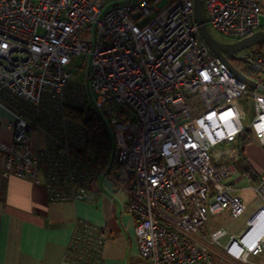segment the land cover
<instances>
[{
	"label": "built area",
	"instance_id": "1",
	"mask_svg": "<svg viewBox=\"0 0 264 264\" xmlns=\"http://www.w3.org/2000/svg\"><path fill=\"white\" fill-rule=\"evenodd\" d=\"M156 1L0 0V109L12 135L0 140V176H42L50 201L86 200L88 171L71 147L80 130L65 108L90 109L104 119L111 158L130 179L129 190L119 189L130 194L124 209L136 221L139 255L150 264H216L215 253L245 264L264 255V174L253 188L260 206L239 237L204 227L211 215L245 211L230 179L239 134L251 130L264 149V51L241 73L250 86L202 40L193 0L161 10ZM202 3L206 27L223 36L239 41L264 30V0ZM77 56L85 58L83 83L69 72ZM241 99L253 111L248 123ZM33 127L45 134V149H31ZM84 232L73 237L83 243L76 255L101 244L95 229Z\"/></svg>",
	"mask_w": 264,
	"mask_h": 264
},
{
	"label": "crops",
	"instance_id": "2",
	"mask_svg": "<svg viewBox=\"0 0 264 264\" xmlns=\"http://www.w3.org/2000/svg\"><path fill=\"white\" fill-rule=\"evenodd\" d=\"M8 117L0 109V140L5 143L12 140L4 126ZM29 135L33 151L45 149L47 139L41 130L33 127ZM236 157L238 163L240 153ZM244 157L240 163L243 172L237 171L230 179L237 196V178L241 179L239 184L245 179L256 186L264 174V149L254 138L245 146ZM83 164L88 171L86 200L50 201L42 176L36 181L0 176V264H150L138 253L136 221L124 209L129 192ZM239 197L246 207L247 221L256 214L261 201L259 196L256 201L248 195ZM81 223L95 229L101 240L96 257L89 261L72 258L73 237ZM245 264H264V255L249 257Z\"/></svg>",
	"mask_w": 264,
	"mask_h": 264
},
{
	"label": "trees",
	"instance_id": "3",
	"mask_svg": "<svg viewBox=\"0 0 264 264\" xmlns=\"http://www.w3.org/2000/svg\"><path fill=\"white\" fill-rule=\"evenodd\" d=\"M201 9L203 13L202 5ZM254 47H256L254 53H261L264 51V41L254 45ZM65 113L71 123L78 124L80 130L79 134H74L77 142L71 146L72 150L92 169L94 168L96 171L105 174L115 185L129 190L131 186L130 179L123 180L121 177L122 174H126V169L111 158L112 140L104 119L90 109L66 107ZM253 138V133L249 129L237 136L235 146L241 157L240 161L236 162L237 171L243 172L240 163L245 160L244 148ZM86 226L87 224H79L77 233L80 237H83ZM82 245V240L75 243L76 247ZM73 250L74 255H72V258L77 261H89L97 255L95 248L81 254L77 253V255L74 248Z\"/></svg>",
	"mask_w": 264,
	"mask_h": 264
},
{
	"label": "rangeland",
	"instance_id": "4",
	"mask_svg": "<svg viewBox=\"0 0 264 264\" xmlns=\"http://www.w3.org/2000/svg\"><path fill=\"white\" fill-rule=\"evenodd\" d=\"M170 0H158L154 3V7L158 10H161L164 8ZM202 8H203V13L205 16V19L207 18V14L204 8V5L202 3ZM140 12L139 10H136L132 12V17H137L139 16ZM146 22L145 18L140 17L139 20L137 21L138 25H143ZM261 23L264 25V17L261 18ZM207 29L209 33L212 35L213 38L217 39L220 42H225V43H230L232 41H235L234 38L231 37H226L221 35L220 33L216 32L213 30L209 25H207ZM86 63H85V58L84 56H77L73 59L72 63L69 65V72L72 75L74 81L73 82H85V74H86ZM232 67L236 69L238 72L243 73V74H249L250 72V66L247 65L244 62H239V61H233ZM88 101L90 102V98L88 97ZM240 105L244 109V114L246 116V121L245 123H248L252 117H253V111L249 110L247 108V102L244 101V99L240 100ZM39 132L37 130H32ZM33 133V132H31ZM40 133V132H39ZM220 147H214L212 151H218ZM239 177V176H236ZM240 178H237L236 183V189H237V194L239 196H246L248 195L250 199L256 201L258 199V196L256 193L253 191V188L255 185L252 184V182L248 180H243L242 184H239L241 181ZM253 186V188H252ZM246 215L247 212H245L242 216L234 219L230 216L228 211H224L221 213H217L215 215L209 216L207 225L204 227L205 234H210L211 232L217 230V229H225L227 232L230 234L236 235L239 237L241 233L244 230L245 227V221H246ZM226 240H223L222 242L224 243ZM212 259L215 261L216 264H227L226 262L223 261L222 257L213 253L211 255Z\"/></svg>",
	"mask_w": 264,
	"mask_h": 264
},
{
	"label": "water",
	"instance_id": "5",
	"mask_svg": "<svg viewBox=\"0 0 264 264\" xmlns=\"http://www.w3.org/2000/svg\"><path fill=\"white\" fill-rule=\"evenodd\" d=\"M193 11L195 22L199 28L200 36L208 47V49L210 50V52L220 58L241 81L252 86L253 83L249 81L246 77H244L241 73H239L236 69H234L232 65L229 64L225 56L233 57L236 60L243 61L242 57H234V53L263 42L264 30H259L253 33L252 35L233 43L220 42L212 37L206 27V22L201 9V0H193Z\"/></svg>",
	"mask_w": 264,
	"mask_h": 264
},
{
	"label": "flooded vegetation",
	"instance_id": "6",
	"mask_svg": "<svg viewBox=\"0 0 264 264\" xmlns=\"http://www.w3.org/2000/svg\"><path fill=\"white\" fill-rule=\"evenodd\" d=\"M233 42H236V41H232L230 43H233ZM256 47L252 46L250 48H247V49H243L239 52H235L234 53V57L237 56V57H242L243 58V61H239V60H236L235 58L233 57H229V56H225L227 61L229 62L230 65H232L233 61H239V62H248L246 64H249L250 63V60H249V57H251L252 53H254Z\"/></svg>",
	"mask_w": 264,
	"mask_h": 264
},
{
	"label": "bare ground",
	"instance_id": "7",
	"mask_svg": "<svg viewBox=\"0 0 264 264\" xmlns=\"http://www.w3.org/2000/svg\"><path fill=\"white\" fill-rule=\"evenodd\" d=\"M260 233L259 230H257V228H255L252 233L248 236V239H252V238H256L258 236V234Z\"/></svg>",
	"mask_w": 264,
	"mask_h": 264
}]
</instances>
